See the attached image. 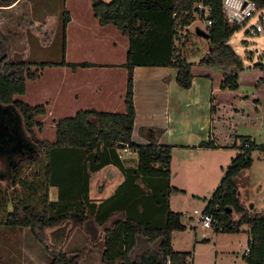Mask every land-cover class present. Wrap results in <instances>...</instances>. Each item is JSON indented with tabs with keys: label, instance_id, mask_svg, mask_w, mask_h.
<instances>
[{
	"label": "trees",
	"instance_id": "16d2710c",
	"mask_svg": "<svg viewBox=\"0 0 264 264\" xmlns=\"http://www.w3.org/2000/svg\"><path fill=\"white\" fill-rule=\"evenodd\" d=\"M195 1L89 0L98 24L112 25L127 39L125 61L118 65H105L118 66L127 72L123 110H102L90 105L78 109L71 117H59L54 120L52 140L40 139L34 132L36 127L38 132L42 129L36 117L46 114V103L30 105L17 96L25 94L27 81L35 79L37 71L46 64L65 66L71 71L93 64L67 62L64 57L59 63L9 61L0 49V107L15 110L33 148L19 153L18 159L13 156L12 160L6 155L10 171L0 169V182L4 181L6 186L19 185L23 190L21 196H17L13 192H2L0 188V226L29 228L33 238L51 257L49 264H79L101 233L104 235L101 264H191L192 252L175 251L171 246L172 232L185 229L183 213L169 207L170 193L184 192L169 184L172 147L157 143L161 130L155 128L145 129L146 133L153 135L149 143L136 144L131 140L135 111L130 71L136 66L173 67L177 69L176 82L184 89L191 86L195 75L211 78L217 71L222 77L221 89L239 88L238 72L245 66L228 43L239 25L228 23L223 14L222 0H202L203 5L210 8L206 18L210 24L205 26L208 34L206 55L195 63L187 60L175 45L180 29L194 21L192 13L197 12L203 17L201 9H193ZM255 1L258 8H264V0ZM63 17L65 29L70 21L68 11L64 10ZM0 42L3 45L2 39ZM33 65L37 66L34 70L31 68ZM253 67L264 69L260 62ZM253 101L260 102L259 99ZM229 137L233 141L230 147L237 149V153L224 169L211 196L203 198L207 201L203 211L212 215L211 227L215 232L239 233L243 226H247L249 240L248 250L243 255L244 264H264V208L256 213L245 205L240 200L236 180L241 171L251 166V151L264 149V144L234 132ZM198 146L219 147L212 134ZM125 148L137 154L136 168L122 167L118 151L124 152ZM41 154V173L33 179L21 177L20 167L40 161ZM108 165L122 168L124 181L110 197L97 203L89 197L90 173ZM106 182V178L103 179L97 190L101 191ZM50 187L57 189L55 201L49 199ZM145 191L156 206L154 212L146 211ZM9 204L11 211H7ZM153 215L164 220L154 224L148 220V216ZM64 225H67L66 230ZM55 228L60 234L56 238L63 240L60 246L53 243L56 238L50 239V231ZM76 229L85 231L88 247L65 252L64 246ZM140 237L151 245H157L131 257Z\"/></svg>",
	"mask_w": 264,
	"mask_h": 264
},
{
	"label": "rangeland",
	"instance_id": "374dc122",
	"mask_svg": "<svg viewBox=\"0 0 264 264\" xmlns=\"http://www.w3.org/2000/svg\"><path fill=\"white\" fill-rule=\"evenodd\" d=\"M11 1L13 0L8 2L0 0V39L3 42V45L0 42V49L5 52L7 60L34 64L59 63L64 57L67 62L76 61L93 64L90 67L80 68L76 71H71L66 67L46 64L41 70L37 71V79L27 81L26 92L22 96H17L18 99L30 105H36L45 104L50 101L48 97H51L53 101L49 105L55 104L52 108L46 106V114L36 117V120L41 122L42 129L38 132L36 127L34 129L35 134L40 139L52 140L54 138L55 119L71 117L78 109L90 105L96 104L95 106L102 110L118 111L117 109L121 107H117V95L113 79L120 81L122 69L118 66L106 67L105 65H118L124 61L127 45L126 37L121 35L112 25L101 26L98 24L92 15L89 0H14L12 3ZM197 6V1H195L193 9ZM64 10L68 11L70 20L65 29L63 28ZM192 15L194 21L188 27L180 29L179 38L175 41V45L187 60L196 63L201 56L206 55L208 52L206 40L195 33L197 27L205 30L206 21L197 12H193ZM261 17L264 26V8L258 10L247 22L238 23V30L229 38L228 43L241 57L245 66L244 70L238 72V82L240 84L238 92L242 94L243 101L246 99L252 101L243 104L246 108V114L235 125H232V129L227 124L230 120L229 113L234 112L235 114L239 109L222 108L220 110L218 117H216L217 122L214 121V132H216L219 143L222 145L231 143L232 140L229 138L231 132L237 135H252L256 143L264 144V69L253 67L257 62L264 65V34L250 35L247 33L248 27L256 24ZM31 68L36 69L37 66L33 65ZM40 72L42 74L38 77ZM76 90L81 91V97L78 100L73 95ZM244 95L246 96L244 97ZM72 97L74 99H71ZM229 98L230 96L227 97V99ZM108 99L110 102L107 101ZM255 99L260 100L259 104L253 101ZM255 106L258 107L260 113L254 111V108L257 110ZM122 110L121 108L119 111ZM0 116H3L7 121H11L14 140L16 141V153L29 152L32 147L28 142L27 134L24 132L23 123L15 110L0 107ZM255 117L258 119L255 120ZM260 127L263 128L262 131H259ZM235 152H237V149H235ZM14 153L10 152L8 154L12 160H14L12 158ZM120 153L122 159H137V154L132 151L127 153L121 151ZM16 159L18 158L16 157ZM251 159V166L241 171L236 177L237 187L240 200L248 207L253 208L256 213H259L264 208V149L252 150ZM39 160L33 164H23L19 170L20 176H26L30 179L36 178L37 174L42 171V154L39 155ZM0 169H5V166L0 165ZM4 186L5 184L2 183V192L6 191ZM213 190L214 188L204 192L205 194L198 198L179 193L173 195L171 200L172 210L183 213L182 220L189 227L188 238L191 237L189 232L193 230L190 228L192 224H197L199 235L204 233L202 231L211 230V228L202 227L201 222L197 221L198 216L193 214V210L202 211L207 202L203 198H209ZM11 192L21 196L23 190L17 185ZM11 192L8 191V194ZM63 228L66 230L67 225H64ZM56 231L57 228L50 231L52 233L50 239L60 236ZM247 234L245 232L241 233L240 236L243 239L237 246L233 242L232 250L235 251L234 254L232 252H221L222 262L219 263L235 264L232 262L234 258L242 259V253L246 247L241 245L248 238ZM227 238L228 236L225 234L220 235L217 244L220 251L228 247L229 241ZM62 242L61 238L53 239V243L56 245L60 246ZM140 246H138V249ZM207 246L198 247L194 250L196 258L206 260L205 256L200 257L197 254L203 251L202 248L211 250V245ZM87 247L85 231L79 229L75 231L64 246V251L71 252ZM144 249L135 252L139 254ZM191 249L190 247L188 251ZM88 254L86 253V255ZM95 255L96 253L88 255L81 264H94ZM50 261L51 257L43 246L33 238L29 228L0 227L1 264H49Z\"/></svg>",
	"mask_w": 264,
	"mask_h": 264
},
{
	"label": "crops",
	"instance_id": "0c3cea01",
	"mask_svg": "<svg viewBox=\"0 0 264 264\" xmlns=\"http://www.w3.org/2000/svg\"><path fill=\"white\" fill-rule=\"evenodd\" d=\"M121 69L122 71L120 75V81L113 79L117 95V107L119 108H122V98L125 90V81L127 75L126 70L123 68ZM41 74L42 73L40 72L38 77H40ZM176 74V68L166 66H136L130 71L133 82V105L135 111L131 140L136 144H147L150 142L153 135L146 133L145 129L155 128L161 130V134H159L156 138L157 143L172 147L170 163L171 174L169 184L170 186L183 189L184 192L180 193L173 191L170 193L169 207L171 210V200L173 195L179 193L182 195H189L190 197H200L202 194H205L204 192H208V190H212L213 188L215 189V187L219 184V181L223 176L224 169L227 167L237 152H235L234 148L230 147L233 141L227 145H222L219 143L220 141L218 140V136L216 132H214V121L217 119L216 117H218V113L220 110H222V108L239 109V111L235 113L236 115L234 112L229 113L230 120H228L227 124L232 129V125H235V123L246 114V108L243 104L252 101L251 99H244L245 101H243L242 94L238 92L239 88L237 90L221 89L220 83L222 77L217 71L212 73L211 78L195 75L192 78L191 86L188 89L181 88L177 84ZM35 79H37V77ZM80 93L81 91L79 92V90H76L73 93L77 100L81 97ZM229 96L230 98L227 99ZM48 98L50 101L46 102V106L47 108H52L55 106V104L49 105V103L52 104L51 101H53V98ZM71 99L74 98L72 97ZM107 101L110 102L109 99ZM213 106L214 111L212 110ZM255 107L257 110L254 108V111L260 113L258 112V107ZM121 108L117 110L119 111ZM254 119L256 120L258 118L255 117ZM262 130L263 128L260 127L259 131ZM211 134L215 138V142L219 147L216 149L199 147L198 143L208 140ZM248 136H250L256 142L252 135ZM120 152L121 150L118 151V154L121 155ZM16 156L17 153H14V157ZM6 159V157L0 159V165H4L5 169L3 170L8 172L10 169L8 165L5 164ZM120 159L123 168H136L138 164L137 159H122L121 156ZM111 168L115 169V174L106 176V172ZM122 170V168L120 169L113 165H108L97 172L90 173V199L99 203L100 201L110 197L115 192L117 187L124 181L125 176ZM105 178L107 182L105 183L103 189L98 191L97 186ZM2 183L6 184L4 181H2L0 182V186H2ZM15 186L17 185H5L4 187L5 190L7 188L6 192H11L15 189ZM53 191L55 192L53 193ZM144 198H146L144 199V203H146V211L154 212L156 206L148 197L146 191ZM49 199L52 201L57 200V189L55 187L49 188ZM7 211H11V204L8 205ZM148 220L158 225L164 220V218L153 215L152 217L148 216ZM182 222L185 225V229L175 230L172 232L171 246L175 251L183 252H187L191 247V264H221L219 263L222 262L220 258L221 252H232L234 254L235 251L232 250V244L234 246L233 242L236 243V246L240 244L241 240L243 239L240 236L241 233H248L249 229L248 227L245 228V226H243L241 229L242 231L239 233H223L215 232L212 227H209L211 228L210 231H202L204 233L199 235L197 224H192L190 225V228L193 230L189 232L191 237L188 238L189 227L184 223L183 220ZM77 230L79 229H76L75 231ZM222 234L228 236L227 240L229 241V245L226 249H222V251H220V249L217 248V244L218 239ZM247 235L248 238L246 241L244 240L243 244L241 245L246 247V249L244 248L243 250L241 257L242 259L234 258L232 262L235 264H244L243 255L248 250L249 234ZM103 236V233H101L96 244L93 247H90L92 248L91 250L90 248L87 249L86 252L89 253L88 255L96 253L93 259L94 264H101L102 247L104 242ZM156 245L157 243L151 245L145 238L140 237L136 247L131 252V257L141 254H138V252L142 251L144 248L145 251L147 248H155ZM207 245H211V250L202 248L203 251H200L197 254V256L200 257L205 256L206 260H204V258H202L203 260L196 258V253L194 254V250H196L198 247H208ZM138 246H140L139 249ZM136 250H138V252H135ZM86 253L79 264H81L84 258L88 256Z\"/></svg>",
	"mask_w": 264,
	"mask_h": 264
},
{
	"label": "built area",
	"instance_id": "2783aa9c",
	"mask_svg": "<svg viewBox=\"0 0 264 264\" xmlns=\"http://www.w3.org/2000/svg\"><path fill=\"white\" fill-rule=\"evenodd\" d=\"M197 7L201 9V14L206 21L209 7L204 6L202 0H197ZM255 0H222V10L225 18L229 24L233 23H245L247 22L258 10ZM210 22L206 21V25ZM247 33L250 35L264 34V26L262 24V17L254 24L250 25L247 29ZM125 153L128 152L127 148L123 149ZM193 214L198 216V222H201L202 227L209 228L212 223V215L197 209L193 210Z\"/></svg>",
	"mask_w": 264,
	"mask_h": 264
},
{
	"label": "water",
	"instance_id": "95a60500",
	"mask_svg": "<svg viewBox=\"0 0 264 264\" xmlns=\"http://www.w3.org/2000/svg\"><path fill=\"white\" fill-rule=\"evenodd\" d=\"M195 33L205 40L208 39V34L204 29L197 27L195 28ZM3 116H0V159L6 157L10 152H15L16 154L17 151L15 150L16 141L14 140L11 121L5 120ZM110 174H115L114 168H111L106 172V176Z\"/></svg>",
	"mask_w": 264,
	"mask_h": 264
},
{
	"label": "flooded vegetation",
	"instance_id": "af4514ba",
	"mask_svg": "<svg viewBox=\"0 0 264 264\" xmlns=\"http://www.w3.org/2000/svg\"><path fill=\"white\" fill-rule=\"evenodd\" d=\"M5 162V161H4ZM6 164V163H5Z\"/></svg>",
	"mask_w": 264,
	"mask_h": 264
}]
</instances>
